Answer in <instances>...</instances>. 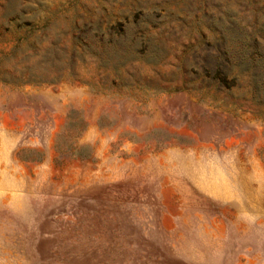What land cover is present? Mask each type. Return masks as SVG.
Returning a JSON list of instances; mask_svg holds the SVG:
<instances>
[{
  "label": "rangeland",
  "instance_id": "1",
  "mask_svg": "<svg viewBox=\"0 0 264 264\" xmlns=\"http://www.w3.org/2000/svg\"><path fill=\"white\" fill-rule=\"evenodd\" d=\"M198 18L264 45V0H0V264H264V102L193 81Z\"/></svg>",
  "mask_w": 264,
  "mask_h": 264
},
{
  "label": "trees",
  "instance_id": "2",
  "mask_svg": "<svg viewBox=\"0 0 264 264\" xmlns=\"http://www.w3.org/2000/svg\"><path fill=\"white\" fill-rule=\"evenodd\" d=\"M209 19H197V31L200 32V38L189 47L194 52L192 73L196 79L193 81L202 80V83L208 81V84L201 88L205 89L212 85L211 83H222L227 78L235 79L236 74L231 64L240 63L244 70L254 73L252 77L254 89L249 93L253 95L254 100L264 102V45L261 40L255 34L248 35L241 31L240 34L235 33L232 37L236 45L231 48L210 46L207 39L201 34V28L203 24L210 23V21L213 25L222 24V18Z\"/></svg>",
  "mask_w": 264,
  "mask_h": 264
}]
</instances>
